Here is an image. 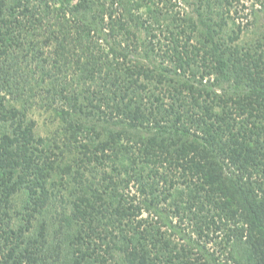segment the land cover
I'll use <instances>...</instances> for the list:
<instances>
[{
	"label": "trees",
	"instance_id": "trees-1",
	"mask_svg": "<svg viewBox=\"0 0 264 264\" xmlns=\"http://www.w3.org/2000/svg\"><path fill=\"white\" fill-rule=\"evenodd\" d=\"M0 264H264V0H0Z\"/></svg>",
	"mask_w": 264,
	"mask_h": 264
},
{
	"label": "rangeland",
	"instance_id": "rangeland-1",
	"mask_svg": "<svg viewBox=\"0 0 264 264\" xmlns=\"http://www.w3.org/2000/svg\"><path fill=\"white\" fill-rule=\"evenodd\" d=\"M35 117L40 121V123L42 124V132L43 133H46L45 131H43L44 130V126H43V122H44V117H45V115L44 114H39V113H36V115H35Z\"/></svg>",
	"mask_w": 264,
	"mask_h": 264
}]
</instances>
